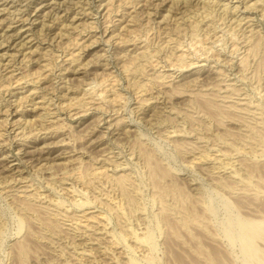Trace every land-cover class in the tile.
<instances>
[{
  "label": "rangeland",
  "instance_id": "374dc122",
  "mask_svg": "<svg viewBox=\"0 0 264 264\" xmlns=\"http://www.w3.org/2000/svg\"><path fill=\"white\" fill-rule=\"evenodd\" d=\"M114 1L115 5L122 1L123 7L130 4L126 0ZM186 1L189 0H152L150 12L157 13L156 22L153 21L155 15L151 17L144 11L147 7L142 4L144 1L138 6L130 5V14L137 15L135 26L131 25L133 21L128 24L131 16L118 22L126 12L121 11L123 7L112 6L109 9L112 15L107 18L104 15L107 8L99 6L100 0L77 2V10L92 12L89 18L92 27L83 22L74 28L68 23L67 28L60 31L63 10L73 5V0L49 2L37 15V11L31 9V17L38 16L33 30L29 24L13 22L11 28L26 35L35 33V41L40 44L37 54L31 56L34 60L27 58L19 62L18 59L19 70L22 74L42 71L41 63L35 58L45 60L47 57L52 63V75L38 83L49 91V97H55L50 107L60 110L49 122L42 121L38 114L45 111V100L39 92L36 105H16L14 111L22 107L24 110L11 118L15 120L14 129L9 127L12 129L9 131L10 124L0 122V151L4 152L0 155V264H264V233L256 239L259 253L251 263H248L237 227H232V236L227 233L229 223L236 217L264 222V145L256 143L252 137H247L246 142H227L228 133L238 132L241 126L235 118L236 112L221 105L229 104L220 101L230 94L229 90H214L219 87L218 83L222 90L227 82L234 83L241 96L258 108V120L264 126V0L256 4V0L241 3L242 9L248 5L243 14L250 20L239 28L230 24L235 15L221 12L222 3L214 6L213 13L209 10L205 13L202 3L197 4L193 7L196 9L193 18L202 28L199 30L197 26L196 31L187 17L189 22L182 27L184 29L174 27L178 19L182 20L180 12L185 9ZM233 3L238 1L233 0ZM3 6L9 7L1 14V18L6 17V28L14 17L7 13L8 9L24 8V2L0 0V8ZM56 11L60 12V21L37 35L35 31L44 21L49 24V18L58 15ZM19 12L16 10L15 14ZM163 15L170 23L164 22ZM113 16L115 19L111 21ZM120 22V31L115 30V34L127 24L123 29L124 32L131 29L127 39L142 43L131 45L128 40L116 45L114 42L118 40L114 39L119 36L108 39L111 34L92 46L88 41L81 51L82 58L72 65L78 70L67 74L69 80L62 77L63 68L68 66L64 52L77 35L75 31L102 33L106 28L116 29ZM166 26L171 27L170 34L177 38L172 43L165 42L169 35ZM233 30L237 33L235 46L231 37ZM213 37L219 41L218 52L210 54L205 47L211 45L209 41ZM190 40L197 42L199 54L210 56L209 64L215 67L198 73L201 75H188L189 71H185V76L168 80L169 77L162 74L172 69L161 65L182 66L196 59L194 53L181 59L179 54L183 51L175 46L176 42ZM245 42L247 46L242 47ZM244 54L245 64L240 60ZM147 55L152 56L153 61L148 62ZM22 57L20 51L18 58ZM26 61L29 66L24 64ZM139 64L148 68V73L136 71ZM216 67L221 69L222 77L229 80L221 79L212 69ZM177 73L181 74L180 70ZM103 78L114 86L100 93L95 85ZM86 86L101 95L85 93ZM64 93L65 97L60 100ZM4 95L6 97V93ZM0 101L5 102L1 93ZM63 102L68 105H62ZM190 107L192 111L188 110ZM4 117L0 115V119ZM37 133L51 136L30 146L24 144ZM224 142L228 145H222ZM45 145L50 146V151L40 158L42 151L36 148ZM25 147L33 155L37 154V158L24 154ZM218 152L227 153V158L222 160V164L230 166L225 176L238 172L255 192H234L237 184L229 176L223 178L224 183L218 182L219 177L212 173L215 164L210 160L191 162L199 153L215 155ZM6 154L8 158L4 159ZM101 171L106 175L98 177ZM121 175H127L130 180L131 202L116 179ZM95 178H99L102 192L121 204V215L105 200L95 199L92 184ZM22 188H27L33 197L12 199L10 194L17 191L13 189ZM164 189L170 191L159 195ZM39 197L45 202L60 203L63 209L50 211L43 206L45 204L41 205ZM28 200L32 202V210L24 207ZM82 200L86 204L80 205ZM84 212L105 216L115 248L104 252L109 238H98L93 230L79 235L82 230L73 234L67 228L71 227L70 219ZM129 229L137 232L139 240L132 238ZM147 234L150 242L141 239ZM80 253L91 256L79 258Z\"/></svg>",
  "mask_w": 264,
  "mask_h": 264
},
{
  "label": "bare ground",
  "instance_id": "6f19581e",
  "mask_svg": "<svg viewBox=\"0 0 264 264\" xmlns=\"http://www.w3.org/2000/svg\"><path fill=\"white\" fill-rule=\"evenodd\" d=\"M13 3L15 2V0H11ZM57 3V0H20V3L24 2V8H22L21 6L17 7L16 10L20 11L18 14L16 13V10H10L8 9L7 13L10 15H14L13 20L10 22V24L7 25V27L5 28L6 24H5V18H1V14L3 10H6L9 7H5L4 8H0V93L3 94V97L5 98V102L0 101V115H4L5 117L0 119L1 123H5L6 124H10V126H8L9 131H11L12 129L15 128V123L11 118H14L15 115H17L19 112H22L24 109L22 107V109L20 110V108L16 109L14 111V108L17 106H24V103H33V105H36V96L40 93V97H42L43 103H45L44 112L39 113L38 115L40 116V119L42 121L47 120L49 122V120L51 119V117H53L54 115L58 116L59 114V108H51L50 107V102L53 103L55 97H53L52 95L49 97V91L47 89H45L44 87H41V84L43 80H45V78H50V76L52 75V66H51V61L47 59V57L42 58V59H38L35 58V60H39V63H41L42 66V71H36V72H28V73H24L22 74L21 70H19L18 67V59L19 62L27 60V58H30V60H34L32 59L33 57H31L32 55L37 54L40 44H37L38 42L35 41V37L34 34L32 33V35H26L23 34V32H19L17 30V28L13 27L11 28L13 22L15 20H17V22L21 23L20 25L25 26L26 24L30 25V30H33V25H35L34 23L37 20L36 16L34 19L31 17L32 15V10L37 11L36 15L38 14L39 11L45 9L44 7L46 5H48L49 2H55ZM74 4H69L68 6H66L64 8L63 11H65L63 13L64 19L61 20L60 25L58 27H60V31L63 29H66L68 26V23H71V25L74 28H78L79 23L82 24L84 22L87 23L88 25L85 26H93V23L91 21H89V18L92 17V12L89 11L88 9L85 10H77V2H79L80 0H73ZM144 1V2H143ZM195 0H189L186 1V3H184V10H181L183 13L181 14V18L182 20H177L176 23L174 24V27L177 28H182L185 24L187 25V23L189 21H186L187 18H190V24L194 23L192 25L194 29V31L197 30V26L199 25V22H196V19H194V15H195V10L193 7L197 4L202 3V8H204V11L206 13V11H210L211 13H213V10H216L214 8V6H216L217 4H221L222 3V7L224 8L223 10H221L222 13H227V11L232 14L235 15L236 17L232 20V22L230 23L231 25H233L234 28L236 27H242L244 26L243 22L246 23L248 22L250 19L248 16H245L243 13L247 10L248 5L245 6L244 9H242L241 3H244L245 0H236L238 1L237 4H231L233 0H228V2L226 3L225 1L222 2L223 0H218L219 3H216L215 0H197L196 3H194L192 5V2ZM114 0H100L99 6L103 7V9L107 8L106 12L104 15H107V18L109 17V15H112L109 11V9H111V7H116V8H121L123 7L124 3H122V1L120 3H118L117 5H115ZM143 2V3H142ZM259 0H256V2H254V4L258 3ZM60 3V2H59ZM126 3H130L129 5H126V7H123V9H121V11H126L125 14H122V18L118 19L119 21H126L128 19V16L131 18L128 19V24H131L129 22L133 21V23L131 24L132 26H135L134 21L137 20V15H131L128 7H130V5L133 6H138L140 3H142L143 5H146L147 7L145 8V12H148L149 14H151V17H153V15H155L153 18V21L156 22L155 19H157L158 15L157 13H153V11L150 12V9L152 6H149L152 3V0H126ZM156 4V3H154ZM21 5V4H20ZM93 8V5H91ZM213 6V9H212ZM220 6V8H221ZM62 5H59V8H61ZM120 10V9H119ZM219 10V9H218ZM143 11V12H144ZM187 11V12H186ZM108 12V13H107ZM119 12V11H118ZM117 12V14H118ZM56 14H58L57 16H55V14L53 15V18H49V20H51V22L49 24H47V21H44L41 25V27H39L35 32L39 36L43 33H45V30L49 29V27H51L50 25L60 21L59 19L61 18L60 12L56 11ZM153 13V14H152ZM194 13V14H193ZM5 14V13H3ZM78 14H81L83 16H78ZM51 16H52V11H51ZM166 15H163V19L165 20V23H170L168 22V19L165 18ZM229 17V15H228ZM233 18V16H231L229 18V20H231ZM115 16H113L111 18V21H114ZM176 19V18H175ZM79 20V22L77 23V21ZM70 21V22H69ZM88 21V22H87ZM122 22H120L119 26L116 29H110V28H106L105 32H94L93 30L90 31L88 34L86 32H84L83 30H77V32L75 31L74 33H77V35L68 43V51L64 52L66 59L65 61L66 64L68 66H65L63 68V70H65L64 72H62V77L65 78L66 80H69L67 74L69 72H76L78 69H74L72 68L73 64L75 63V61L80 60L82 58L81 55V51L83 49V47L85 45H87L88 41L89 42V46L94 45L95 43H97L99 40L101 39H105V36L108 34H111L109 38L114 36L118 37L115 38L114 40H118L115 41L114 43L117 45L119 44L121 41H128L131 40V45H139L142 43V41H139L137 43H135L134 40L132 39H127L126 36H128L129 32L131 31V29H127V31L129 32H124L123 29L126 28L127 24H125L124 26H122V30L119 33H114L115 30H119L120 25L122 24ZM158 22V21H157ZM234 22L237 24L234 25ZM159 23V22H158ZM252 24V23H251ZM70 25V24H69ZM130 25V26H131ZM167 27V26H166ZM165 27V30H167V33H169L168 35V39L165 41L167 43H172L174 42V40H176L177 38L174 37V34H170V29L171 27ZM19 28V27H18ZM73 28V29H74ZM201 26L199 28V30H201ZM230 28H228L229 30ZM109 30V31H108ZM96 31V30H95ZM120 31V30H119ZM62 32V31H61ZM73 32V31H72ZM71 32V33H72ZM108 32V33H107ZM47 33V32H46ZM70 33V32H68ZM86 33V34H85ZM237 35L236 32H231V37H232V44L235 46V36ZM130 37V35L128 36ZM210 42V46H206L205 49H208V51L210 52V54H212L213 52H218V50L216 49V44L219 42H217V39L213 37V39ZM32 43V44H31ZM30 44V45H29ZM143 46V45H142ZM176 49L179 51H183L179 54V57H181V59H187L188 54L190 53H194L196 54L195 56V60H193L192 62H188L186 65H182L179 66L176 63H169L168 65L165 63L161 66L163 67H167L169 66L170 69H172V71H169L168 73H163V76H168L169 79L168 80H176L178 79V77L181 76H185V71H189L188 75L191 74H198L200 72L203 71H208L209 67H215L209 64V59L210 56H208V54L206 56H203L202 54L198 53L197 49V42L196 41H192L190 40L187 43H178L176 42L175 44ZM247 44L242 43V47H246ZM23 48V49H20ZM25 48H28L29 50L24 51ZM146 48L148 49L149 47L146 46ZM69 49H72L71 51ZM234 49V47H233ZM249 49V48H248ZM11 50H15V51H11ZM146 50V49H145ZM196 50V51H195ZM11 51V52H10ZM21 51V54L23 55L22 58H18V55ZM27 51L29 52L27 54ZM248 53V51H247ZM220 55V52H219ZM245 55H242L240 60L241 63L243 62V64L246 63V58ZM148 56V62L153 61L152 56ZM7 59V62H5V60ZM46 61V62H44ZM146 62V64L148 63ZM186 62V61H185ZM203 62V63H202ZM24 64H26V66H29L28 61H26ZM21 66V65H20ZM195 66H198L197 69L193 70L195 68ZM140 67V68H139ZM139 67H137L136 71H139V73H143L146 74L148 73V68H146L145 66H142L141 64H139ZM131 68V66L129 67ZM214 69V72H217L216 74L218 76L222 77L221 74V69L220 68H212ZM177 70H180L181 74L177 73ZM4 72V73H3ZM201 75V74H198ZM138 77V76H137ZM227 77V76H226ZM221 79H226L225 77H222ZM220 80V79H219ZM229 80V79H226ZM39 82V83H38ZM220 82V81H219ZM27 84H31L29 87H27ZM87 85V84H86ZM219 87L214 89L216 91L219 92H226L229 90L230 94L224 95L220 101L223 102H229V104H221L222 106L228 107L229 109H232L236 112V119H238V121L240 122V130L234 134H230L228 133L227 135V142L228 140L230 141H236V142H246L248 141L247 137H252L254 138V141L256 143H261L264 145V126H262L259 122V111L258 108H256V106L251 105L249 102L246 101V97L245 96H241L243 95L236 87L234 83H226V88L224 90L221 89L220 84L218 83ZM96 88L98 89V91H100V93H102V90L105 91H109L113 88L114 83L110 82L108 79H101L99 81H97L96 83ZM18 89V91H16ZM87 92L85 93H94L95 96L97 95H101L100 93L97 92V90L94 91H89L88 86H86V88H84ZM91 89V88H90ZM4 93H6V97L4 95ZM67 93V92H66ZM192 95H194V92H192ZM8 97V98H7ZM60 96H58L57 98H59ZM65 97V93L60 97V100L62 98ZM224 98H229L224 99ZM23 102V103H22ZM4 103V104H3ZM74 104V103H73ZM62 105L67 106L68 103L63 102ZM70 105H72V103H70ZM37 107V106H36ZM47 107V108H45ZM217 107V106H216ZM6 108V109H4ZM219 107H217V111ZM188 110L192 111V108H188ZM145 111V110H143ZM142 111V112H143ZM222 113V112H221ZM11 115H13L12 117H10ZM55 116V117H56ZM4 121V122H2ZM4 125V124H3ZM27 126V125H26ZM23 128V130L25 129V127ZM9 127H11L12 129H10ZM18 127V126H17ZM7 129V130H8ZM45 129V128H43ZM43 129L39 130L42 131ZM16 130V129H15ZM14 130V131H15ZM49 132V131H48ZM0 133H1V129H0ZM51 133V132H50ZM2 134V133H1ZM9 134V133H8ZM51 135H46L41 136V134L37 133V136L35 138H33L32 140H30L29 143H25L27 145H31L30 143H34V142H42L46 137H49ZM170 136V135H168ZM227 142L222 143V145H228ZM197 143V142H194ZM48 148L47 150L45 148ZM195 149H197L198 147L196 145L193 146ZM191 148V147H190ZM38 150L41 149L42 154H40V158H42L44 155L48 154L50 151V146L49 145H45V147L43 148H36ZM193 149V148H191ZM227 152V151H226ZM4 152L0 151V155H2ZM23 153L26 155H32V158H37V154L31 153L30 150H28L26 147L23 148ZM198 153V152H197ZM65 155V154H64ZM59 156V155H58ZM63 156V155H62ZM105 156V155H104ZM3 158H8V154L4 155ZM227 158V153H222V152H218L217 154L213 155H203V154H197L193 160L191 161L192 163H196L198 161H203V160H207V161H212L215 165L212 168V173L216 174V176L219 177V181L218 182H223L224 180L223 178L229 176L237 185L236 187L233 189L234 192H243V193H249L252 194L253 192H255V188L248 182H246V180L242 177L238 176V172H232L230 173V175H226L225 173L228 171V169L230 168V166L228 165V163L226 164H222V160ZM105 159H108L107 156H105ZM106 174L101 171L99 176H105ZM96 179H98L96 181ZM118 183L120 184V186L122 187L123 192L128 195V199L129 201H133V197L130 195V188H131V184H130V180L127 177V175H121L120 177L118 176L117 178ZM18 180V179H16ZM20 183V181H19ZM92 184L93 188H94V194H95V199H99V200H105V203H107L110 207H112L113 209L116 210V212L121 215L123 213V208L121 206V204H119V202H116L114 200H112L110 197H108L107 195H105L102 192V186L99 183V178H95V180H92ZM16 184L14 183L13 188H15ZM27 186V185H26ZM22 186H19V188ZM14 191H16V193H11V197L12 199H17L20 198V200H25V199H29L33 197L32 193H28V189L27 188H22V189H13ZM170 191V189H164V190H160V194L159 195H163L164 193ZM258 193V192H257ZM39 202L41 203V205H43L45 208H47L48 210L52 211V210H61L63 209L62 204L60 203H56V202H45L43 201L40 197H39ZM80 205H84L86 204V202L84 200L80 201ZM88 202V201H87ZM26 206L28 208H30L31 210L33 209L32 206V202L31 200L25 201L24 203V207L26 208ZM170 209V208H168ZM180 213H183V215H185L184 211L181 210ZM66 215V214H63ZM71 221V227H67L69 228L70 231L73 232V234L75 233V231L78 230H82L81 233H79V235L82 234H90L92 232V230L94 232L97 233L98 238H109V244L106 248L103 249L104 252L108 253L110 249L115 248L112 239L110 238V234L107 230V221L104 215L100 214V213H88V212H84L80 215H78L77 217H75L74 219H70ZM198 221V220H197ZM200 223H202V221H199ZM232 227H237V230L239 232V236L241 238V242H242V246L244 249V252L246 253V256L248 258V263L253 262L256 258L257 255L259 253V249L256 245V239L257 237L261 236L264 233V222L263 221H259V220H251V219H245L242 217H236L235 219H233L228 227H227V233L228 235L232 236L233 234V229ZM130 230V234L132 236V238H136L139 240L138 234L136 231H133L132 229ZM88 231H91L90 233H87ZM144 241L150 242L151 237L147 234L145 237L141 238ZM88 255V256H87ZM83 256L89 257L90 258V254H85V253H80L79 254V258H83ZM133 261V259L131 260Z\"/></svg>",
  "mask_w": 264,
  "mask_h": 264
}]
</instances>
